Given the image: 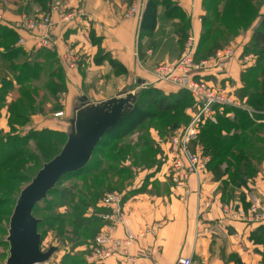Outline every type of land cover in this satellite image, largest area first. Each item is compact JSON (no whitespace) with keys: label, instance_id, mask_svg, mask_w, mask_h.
Segmentation results:
<instances>
[{"label":"rangeland","instance_id":"rangeland-1","mask_svg":"<svg viewBox=\"0 0 264 264\" xmlns=\"http://www.w3.org/2000/svg\"><path fill=\"white\" fill-rule=\"evenodd\" d=\"M11 1L24 5L34 1L41 8L36 10L29 7L22 8L15 22L10 25L0 23V108L7 107V112L10 114V129L0 130V264H5L9 256L10 247L6 239L16 202L22 190L43 165L61 152L67 141L69 128L66 119L71 115L73 105L80 98L79 95L69 96L66 72L64 68L61 69L56 59L44 60L39 57L41 55L37 56L40 48L33 47L30 52L23 49L29 40L33 44V39L38 41V36L42 33L21 28L17 22L23 16L38 19L49 16L53 25L55 24L51 37L52 43L56 46L55 35L59 23L54 17L59 19L61 26H67L71 23H65L64 16L76 18L72 23L86 16L84 8H67L65 0H57L60 3V12L49 9V5L54 0H47L46 4L42 0ZM128 1L130 6L127 13L136 0ZM151 1L157 4L159 10L165 15L173 11L178 17L175 9L181 8L177 7L172 0H148V3ZM207 1V4L203 3V14L198 18L202 31L204 32L206 26L204 18H208L209 21L217 20L219 25L213 26L214 35L207 37L206 42L200 46L196 60L213 59L219 51L232 49L233 56L228 62L215 69L216 74H223L229 62L236 58L238 48L244 45L237 57H239L238 67L242 72V81L245 83H243L244 89L235 91L231 88L234 83L232 78L221 81L214 76L215 72L207 74L209 91L225 94L238 101L242 107L218 108L216 122H211L215 126L209 139L199 137L208 122L195 121L193 127L197 138L193 141V148L199 147L209 156L210 161L212 159L214 161L213 166L209 167L210 169L203 176L213 171L215 179L220 182L218 191L223 192L221 208L224 210V207H228L231 210L236 205L234 209L248 212L254 198L248 193V183L261 171V162L264 159V46L255 44L253 41L254 34L264 26V0ZM3 2L4 0L0 4L5 5ZM176 16H171L168 22L173 25L172 31H180L183 35L175 36L181 43V54L177 60L175 59L176 61L161 63L150 73L155 83L163 85H159L162 88L145 82L138 84L136 81L123 90L121 85L110 89L103 84L99 87L100 90L95 86V94H102L103 97L114 91L134 92L137 87L141 89V92L133 113L112 129L113 134L104 137L94 151L89 165L82 171L61 179L56 188L33 211V215L42 221L38 229L41 234L42 251H47L51 246L58 247L54 255L61 257L62 264H90L87 260V257L92 254L90 246L102 227L99 220L103 219L100 216L106 212L99 203L106 194H118L124 200V205L126 202L135 201L141 194L164 197L172 192V195H175L163 169L161 159L163 147L178 130L193 124L192 117L198 112V108L195 107V99L190 91L181 89L167 80L159 79L157 71L175 64L182 58L185 43L193 34L198 40V48L201 41L200 36L191 31L190 19L189 29L186 31L184 24ZM232 26H234L233 29H231ZM185 31L186 34H184ZM148 32L146 29L144 34ZM9 33H13L15 37L6 36L10 35ZM238 39L243 41L235 46L234 42L237 43ZM20 40H25L26 44L22 46L19 43ZM216 41L220 43L213 47L212 44ZM15 45L22 48L21 52L15 56L4 57L6 54L10 55L9 49ZM55 46L42 49H46L55 57L57 52ZM148 47H151L153 51L156 49L153 44H149ZM68 49L77 50L74 52L79 54L81 61L83 51L66 46L62 54L64 63V54ZM80 61L74 68L66 62L67 67L77 69ZM95 61L99 63L107 61V64H112L111 72L117 77L121 78V75L125 74L120 64L113 61L104 51L97 52ZM28 68L33 69L29 72V76L18 79L20 75L26 74L25 69L28 70ZM121 82L126 81L122 78L120 84ZM159 95L168 97V103L174 108L168 112L156 110L152 105V99ZM90 97L89 100L97 99L93 95ZM29 105L33 107L27 111L26 107ZM226 108L234 110H229V113L222 117ZM236 110L243 112H235ZM58 113L64 115L57 117ZM24 114L28 117L34 114L33 116H40L43 120L44 118L53 119L56 125L58 124L59 130L39 129L38 126H30L31 120L27 122L25 119L16 118ZM248 121H252L254 125L245 124ZM44 129L57 131V133L39 132ZM39 139L44 140L37 142ZM243 152L245 157L241 160L239 157ZM258 157L261 158V162H257ZM257 165L259 170L254 171ZM200 178L201 175L197 181L198 191H202ZM190 184L191 182H189L191 189ZM203 203L206 204V202ZM226 215L232 219L230 213ZM233 220L246 224L264 222H249L241 218ZM258 239L264 242V234H261Z\"/></svg>","mask_w":264,"mask_h":264},{"label":"crops","instance_id":"crops-1","mask_svg":"<svg viewBox=\"0 0 264 264\" xmlns=\"http://www.w3.org/2000/svg\"><path fill=\"white\" fill-rule=\"evenodd\" d=\"M172 1L183 10L188 21L190 19L191 31L201 36L202 25L198 18L203 14L204 0ZM129 2L128 0H65L67 8L82 7L86 16L67 26H61L59 19L54 17L59 23L55 35L57 50L55 59L66 72L69 96L85 95L90 99V95H93L97 99L93 98L90 101L97 103L108 100L119 92L114 91L110 95L106 94L105 97L99 93L95 94L94 87L99 89L103 84L110 89L121 85L123 90L136 81L138 84L145 82L162 88L159 86L162 84L155 83L150 73L157 65L174 62L179 58L181 43L175 37H179V34L172 31L173 25L168 22L171 17L166 16L159 7L155 14L154 30L144 34V28L140 30L141 19L128 17L126 14L130 6ZM3 3L5 5L0 4V13L4 17L0 23L3 25L15 22L22 8L29 7L34 10L41 8L34 1L29 5L13 3L11 0H4ZM242 41L243 39H238L237 43L234 42L235 46ZM149 44L154 45L155 51L148 47ZM66 46L83 51L84 56L82 55L77 69L67 67V63L62 59ZM242 47L238 48L236 58L229 62L223 74H216L215 70L211 71V73L215 72L214 76L221 81L232 78L234 83L231 88L235 91L244 87L242 72L238 67L239 57H237ZM23 49L32 51L33 43L29 40ZM100 50L120 64L125 71L121 78L111 72L112 64H107V61L102 63L95 61V56ZM122 78L126 82L120 84ZM9 117L7 107L0 108V130L10 129ZM31 125L38 126L39 129L59 130L58 124L56 125L53 119L43 120L40 116H33ZM212 173L208 172L200 178L206 204L203 202L200 204L195 193L198 190V178L191 180V189L195 192L185 202L175 198L170 192L164 197L141 194L135 201L125 203L129 227L134 232L150 231L131 249L133 255L142 253L138 264H172L180 257L192 258L194 264H264V242L258 239L264 234V222L246 224L236 222L226 215L221 208L223 192L218 191L220 182ZM250 180L249 195L264 204V159L261 162V171ZM114 234L122 237L123 231L118 228ZM95 264L123 263L114 258L105 263Z\"/></svg>","mask_w":264,"mask_h":264},{"label":"built area","instance_id":"built-area-1","mask_svg":"<svg viewBox=\"0 0 264 264\" xmlns=\"http://www.w3.org/2000/svg\"><path fill=\"white\" fill-rule=\"evenodd\" d=\"M146 2L144 0H136L128 11V17L142 18ZM49 9L53 12H60V3L54 0L49 5ZM64 13V12H61ZM64 16L65 23H72L76 18ZM3 21V16L0 14V22ZM18 26L31 32H41L38 36V41L33 39L35 48H52L55 46L52 43L51 31L54 29L53 22L49 16L38 18H29L23 16L17 22ZM20 44L25 45V40H20ZM77 50L68 49L64 54L65 62L71 68L80 61ZM198 40L193 34L185 43L182 58L173 65L164 67L157 71L159 79L167 80L178 85L181 89L190 91L195 99V107L198 112L194 115L193 124L185 129H180L169 138L167 144L163 147L162 161L163 169L167 178L172 185L175 197L182 202L195 192L190 189L189 182L192 178H198L200 175L208 171L210 158L204 154L199 147L193 148V141L197 136L194 134L193 127L195 121L201 123L216 122L217 109L223 106H231L241 108L238 101L233 98L220 94L213 90H208L206 81L207 74L211 73L219 66H223L233 56L232 49L219 51L213 59H204L197 61ZM63 113L56 114L57 117L63 116ZM196 140V139H195ZM198 200L206 202L202 191L195 192ZM99 206L106 210L100 217L105 221L97 233L90 246L92 254L87 257L90 264L105 263L114 258L123 264H138L141 254H131L132 247L139 239L146 237L150 231L134 232L127 224V215L124 205V200L118 194H106L100 200ZM234 207L231 210L224 207L225 213H230L232 219L241 218L249 222L264 221V204L257 198H253V205L248 212L236 210ZM121 228L123 231L122 237H117L114 231ZM55 256V255H54ZM49 261L41 264H62L61 257L55 256ZM172 264H194L192 258L180 257Z\"/></svg>","mask_w":264,"mask_h":264},{"label":"water","instance_id":"water-1","mask_svg":"<svg viewBox=\"0 0 264 264\" xmlns=\"http://www.w3.org/2000/svg\"><path fill=\"white\" fill-rule=\"evenodd\" d=\"M141 89L124 90L116 96L93 103L82 95L66 119L69 128L61 152L36 174L22 190L10 218L7 242L9 256L5 264H41L58 251L51 246L41 249V220L33 215L35 207L47 198L57 183L72 173L82 171L90 162L106 134L129 116L138 102Z\"/></svg>","mask_w":264,"mask_h":264},{"label":"trees","instance_id":"trees-1","mask_svg":"<svg viewBox=\"0 0 264 264\" xmlns=\"http://www.w3.org/2000/svg\"><path fill=\"white\" fill-rule=\"evenodd\" d=\"M42 1H44V3L46 4V1L47 0H42ZM207 0H204V4H207ZM148 4V5H147ZM157 8H158V5L157 4H155L154 2H150V3H148V1L146 2V7H145V10H144V15H143V18H142V21H141V28L143 29H147L149 32H152L153 30H154V28H155V25H156V22H155V14H156V10H157ZM176 10V14L178 15V17L175 15V13H173V11H172V13H169V14H167L166 16H168V17H171V16H176V18H178V19H180V21H181V23L182 24H184V26H185V30L187 31L188 29H189V21H188V19H187V17H186V14L181 10V9H175ZM175 10H174V12H175ZM178 12V13H177ZM205 19V24H206V26H205V30H204V32L203 33H201V36H200V44H199V48H198V54H199V51H200V46L203 44V43H205L206 42V39H207V37L209 38L210 36H212V35H214L213 34V32H212V29H213V26L214 27H216V26H218L219 25V22H217V20H215V21H209V19L208 18H204ZM234 28V26H232V28L231 29H233ZM204 29V28H203ZM186 31H185V33L184 34H186ZM177 33L179 34V35H181V36H183L182 34H180V31H177ZM10 35H6V36H9V37H15V35L13 34V33H9ZM223 41V40H222ZM253 41H254V43L255 44H262L263 46H264V26L262 27V29L261 30H258L255 34H254V36H253ZM219 43L220 42H215V44L213 43L212 45H213V47H216L217 45H219ZM222 43V42H221ZM21 47H19V46H13V47H11L9 50H10V53H8V54H10V55H8L7 56V54L4 56V57H9V56H15L16 54H18L19 52H21ZM41 51H45V52H41ZM37 52V51H36ZM47 52V53H46ZM201 53V52H200ZM37 56L38 55H41V56H39V57H41V58H43L44 60H55V57H54V55L52 54V53H50V52H48V51H46V49H40V50H38V52H37V54H36ZM199 56V55H198ZM38 58V57H37ZM39 59V58H38ZM41 60V59H40ZM36 64H37V62H36ZM36 64H33V65H35L36 66ZM62 69V68H61ZM33 69L32 68H28V70H26L25 69V72H26V74L25 75H20L19 77H18V79L20 78V77H22V76H24V77H28L29 76V72H31ZM60 70V69H59ZM61 81H60V83L62 82V78L60 79ZM245 83V82H244ZM57 89H59V88H57ZM244 89V88H243ZM161 96H163V95H159V96H155L153 99H152V105H153V107L156 109V110H158V111H160V112H168L169 110H172L173 108H174V106L173 105H171V104H169L168 103V97H161ZM161 97V98H160ZM139 100V99H138ZM32 105V104H31ZM31 105H29V106H27L26 108L28 109L27 111H30L31 109H32V107L33 106H31ZM137 105V104H136ZM136 107V106H135ZM25 108V109H26ZM237 109V108H236ZM229 110H234V109H229V108H226V111H225V113L223 114V115H221L222 117L223 116H225V115H227L229 112ZM134 111V110H133ZM235 112H239V113H242L243 111H240V110H236ZM133 113V112H132ZM131 113V114H132ZM33 115L34 114H32L30 117H28V116H26L25 114L24 115H20L21 117H16V118H20V119H22V120H24L25 119V121H29V120H31V118L33 117ZM36 115V114H35ZM11 116H13V114H11ZM130 116V115H129ZM219 116V115H218ZM128 117V116H127ZM126 117V118H127ZM222 117H220L221 119H224V118H222ZM28 118V119H27ZM125 118V119H126ZM24 121V122H25ZM121 123V122H120ZM208 124V125H207ZM206 125V127L200 132V135H199V137H200V139L202 138V139H209V137H210V134H211V132H212V129L214 128V124L213 123H211V122H208ZM245 124H250V125H254V123L252 122V121H248L247 123H245ZM120 125V124H119ZM39 132H47L48 134L49 133H54V134H56L57 133V131H53V130H49V129H44V130H42V131H39ZM111 134H113V131L111 130V131H109L107 134H106V136H109V135H111ZM105 136V137H106ZM43 140L44 139H39V140H37V142H43ZM245 152H243V153H241V155H240V159L241 158H244L245 156ZM242 160V159H241ZM261 162V158L260 157H258L257 158V162ZM90 163V162H89ZM89 163L87 164V166L89 165ZM213 163H214V161H213V159L210 161V163L208 164V169H210L209 167H211V166H213ZM86 166V167H87ZM257 168H255V169H253L254 171H256V170H259L258 168H259V166L257 165L256 166ZM213 170V169H212ZM100 222H101V226H103V224H104V222H103V220L101 221V220H99Z\"/></svg>","mask_w":264,"mask_h":264}]
</instances>
